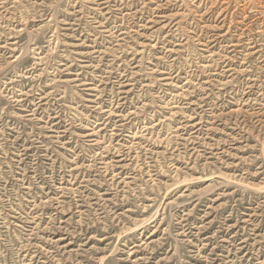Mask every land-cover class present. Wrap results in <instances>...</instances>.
Masks as SVG:
<instances>
[{"label":"rangeland","instance_id":"1","mask_svg":"<svg viewBox=\"0 0 264 264\" xmlns=\"http://www.w3.org/2000/svg\"><path fill=\"white\" fill-rule=\"evenodd\" d=\"M0 264H264V0H0Z\"/></svg>","mask_w":264,"mask_h":264}]
</instances>
